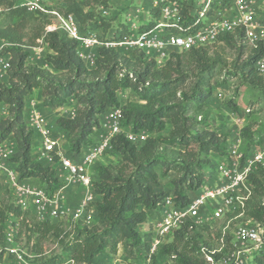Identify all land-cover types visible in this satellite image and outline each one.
Instances as JSON below:
<instances>
[{
	"label": "trees",
	"instance_id": "1",
	"mask_svg": "<svg viewBox=\"0 0 264 264\" xmlns=\"http://www.w3.org/2000/svg\"><path fill=\"white\" fill-rule=\"evenodd\" d=\"M64 1L62 12L73 13L81 31H86L84 24L93 20L97 33L107 34L113 28L110 38L99 36L102 40L115 41L130 34L123 22L114 24L101 13L86 11L82 1ZM95 1L108 6V0ZM16 2L3 0L7 9L0 12V42L5 44L2 51L10 56L7 76L0 82V104L6 106V113L0 118V143L12 141L9 161L18 178L37 180V185L43 186L48 194L61 186L52 166L58 157L54 155L52 163L42 162L33 152L39 137L27 125L26 100L36 88L41 89L43 103L50 108L65 105L70 97L75 99L74 115H59L54 121L55 133H65V155L72 160H79L93 144L94 129L103 114L116 107L122 110L125 130L144 131L147 137L141 143H133L123 133L118 134L104 155L117 153L119 162L94 163L95 177L91 185L99 200L92 201L93 224L75 220L65 229L59 221H39L29 210L3 201L0 203V242L3 243V221L12 214L19 220V226L25 228L27 239L48 235L56 238L60 251L45 256L39 264L70 261L102 264V258L116 255L121 244L126 246L123 260L130 257L135 247L143 248L147 256L154 234L152 231L142 234L139 225L148 222L153 212L161 209L166 196H171L177 205L187 204L210 180L216 160L227 153V138L218 136L210 128L213 118L207 100L212 95L214 78L222 73L225 77L237 78L253 95L250 106L264 101V73L255 66L264 54V42L250 47L243 31L236 30L220 35L213 44L221 43V52L210 45L200 46L173 52L162 65H156L141 51L101 46L97 48L94 65L88 67L77 54L78 41L62 29L45 32L50 16L27 12L22 6H14ZM151 13L157 16L158 9H151ZM41 45L46 48V67L27 62L29 48ZM225 49L232 51L231 60L223 55ZM123 89L133 90L137 99L121 102L118 93ZM235 94L227 100V105L239 113ZM240 137V152L244 155L264 141V123L257 128L243 127ZM170 171L174 175L166 190L161 178ZM248 180L252 190L244 214L246 218L262 221L264 168L255 166ZM2 189L8 190L0 177V193ZM212 223L185 222L168 235L169 241L159 244L157 251L171 258L174 264H208L204 253L213 250L212 237L220 233L211 230ZM155 254L151 255V261ZM211 255L218 261L224 251H214ZM255 255L251 264H264V248ZM1 256L2 252L0 259Z\"/></svg>",
	"mask_w": 264,
	"mask_h": 264
},
{
	"label": "built area",
	"instance_id": "2",
	"mask_svg": "<svg viewBox=\"0 0 264 264\" xmlns=\"http://www.w3.org/2000/svg\"><path fill=\"white\" fill-rule=\"evenodd\" d=\"M16 5L24 7L27 12L49 15L50 22L46 24L45 32L62 29L70 38L78 41L77 54L88 67L94 65L97 48L101 46L141 51L156 65H162L173 52L214 44L220 35L236 30L243 31L244 40L250 47L264 42V0H197L194 6L188 0H153L152 6L158 9V15L152 24L142 29H131L127 37L115 41L102 40L90 30L81 31L73 13L60 12L50 7L47 0H17ZM6 9L3 0H0V12ZM106 13V9L102 8L101 14ZM37 41L41 42V39ZM4 45L0 46V81L7 76L10 66L9 54L2 51ZM255 66L260 73H264V54ZM122 118L120 107L106 111L99 126L94 129L93 144L75 161L63 154L55 125L41 112L37 101L30 99L26 122L39 137L37 160L52 163L53 156L58 157L57 176L61 186L54 193L48 194L43 186L20 180L9 161L13 143L4 140L0 143V176L9 190L11 202L21 210H29L39 221L69 213L74 221L82 220L89 224L92 216L90 204L94 197L90 169L111 148V141L116 135L123 133L133 143H141L147 137L144 131L124 130ZM240 147L241 137L229 142L227 153L216 160L210 180L187 204L177 205L171 196L164 198L161 209L157 211L159 215L152 223L150 221L154 239L144 264H151V255L158 250L162 238L189 221L196 225L218 220H226L227 224L235 222L230 240L232 251L218 261L211 255L216 250L205 252L208 264H243L242 255L264 248V220L238 219L244 214L252 190L249 174L255 166L264 168V148L254 147L243 155ZM69 184H80L84 189L82 200L73 209L62 207L61 190ZM262 205L264 207V199ZM13 226L4 229L5 244L4 247L0 246V264H9L6 256L9 252L14 253L16 263L33 264L27 262L25 256L33 258L41 253H34L32 246L28 252L11 246L17 232Z\"/></svg>",
	"mask_w": 264,
	"mask_h": 264
},
{
	"label": "rangeland",
	"instance_id": "3",
	"mask_svg": "<svg viewBox=\"0 0 264 264\" xmlns=\"http://www.w3.org/2000/svg\"><path fill=\"white\" fill-rule=\"evenodd\" d=\"M83 2V7L86 11L92 10L94 13H101L102 7L101 4H99L95 0H80ZM48 5L56 10H60L61 12L65 8V1L64 0H47ZM147 23V22H146ZM94 21L90 20L87 23L84 24V27L87 30H90L92 33H94L98 38L101 36L102 38H110L112 36L111 33L102 34L97 33L93 27ZM211 44L212 49H217L221 52L220 47L222 46L221 43H216L215 45ZM46 50H31L29 52V56L27 59L28 63H33L42 67H46L47 64L44 61V55ZM223 55H225L228 60H231L232 58V51L229 49H225L223 52ZM3 81V80H2ZM0 81V82H2ZM222 81V82H220ZM237 93V97L235 98V101L237 102L239 106V113H235L232 111L230 106L227 105V100H229L232 96L234 97ZM118 98L121 102L129 101V100H136L137 94L130 89H123L120 90L118 93ZM253 98L252 93L250 90L244 85L239 82V80L235 77H225L224 74H220L214 78L213 81V91L210 98L207 100V104L211 110V116L213 118V123L211 124L210 128L211 130L217 134L218 136H225L230 142L231 140H234L237 137H240V131L243 127L250 125L253 128L260 127L264 123V101H258L255 102L253 105L250 106V100ZM30 99H35L38 103V107L43 112L46 117L50 110L53 112L56 117L59 115H65L67 113L75 112L76 106H75V99L73 97L68 98L67 103L63 106L65 107L64 110H61L60 107L58 108H50L47 107L43 103L42 93L40 88H36L33 90V92L29 95L27 98L26 104H28ZM62 107V106H61ZM6 110V106L4 104H0V118H2L5 114L3 111ZM54 115H51L53 117ZM166 130L170 128V125L167 124ZM125 130V129H124ZM255 148H264V141L261 144H255ZM35 150V149H34ZM33 152L35 153V151ZM63 154H66V151H63ZM120 160V155L114 152L107 153L106 155L102 156L98 161L104 162L106 164H117ZM53 168H58V162H55L52 164ZM174 173L172 171L168 172V174L165 177L161 178V182L163 183V186L167 190L170 186L169 180L173 177ZM1 177V176H0ZM2 181V178H1ZM190 195H193L191 193ZM3 201H11V195L9 193V190L2 189L0 193V203L2 204ZM246 205V204H245ZM159 215V213L153 212L151 219L149 222L142 223L139 225L138 230L144 234L148 231H152L153 227L152 224H150L156 219V217ZM15 218L12 214H8L6 218L4 219V227H10L14 225L17 228V235L13 239V243L11 246L17 247L19 250L28 252V249L30 246H32L33 252L38 253L41 255H38L37 257L28 258L25 256V259L29 263L33 264H39L44 257L56 254L60 251V248L57 244L56 238L52 235H48L47 237L43 238H37V237H31L27 239L26 232L24 227H20L19 224H15L14 219ZM238 219H246L245 214L242 215L241 218ZM72 222L69 221V224L71 225ZM234 221L230 223H226V220H218L211 225V230H219V236L214 237L211 240L212 249L216 250L217 252L224 251V255L232 251V246L230 244V241L228 243L227 238L229 237L230 240L233 236V229H234ZM13 226V227H14ZM68 229V228H67ZM214 234V233H213ZM170 237L165 236L160 240V243H164L166 241H169ZM0 244L4 245V243ZM124 247L126 248L125 244H121L119 246V250L116 255H109L106 257H103V263L106 262L109 263H115V264H144L145 259L147 256H145V251L143 248L135 247L133 249V253L128 257L127 259H122V254ZM253 253V252H252ZM252 253H245L241 256V260L243 261V264H251L252 260L254 259L255 252ZM148 254V252H147ZM146 254V255H147ZM7 256V263L9 264H22V263H16L14 261V253L9 252L6 254ZM151 259V258H150ZM66 264H76L67 262ZM151 264H174L171 260V258H168L159 251L154 255L152 258Z\"/></svg>",
	"mask_w": 264,
	"mask_h": 264
},
{
	"label": "crops",
	"instance_id": "4",
	"mask_svg": "<svg viewBox=\"0 0 264 264\" xmlns=\"http://www.w3.org/2000/svg\"><path fill=\"white\" fill-rule=\"evenodd\" d=\"M189 3L194 6L197 0H188ZM153 0H108V6L105 8L107 13L105 15L106 18L112 19L113 23L123 22L129 29V31L142 29L145 25L148 23H151L155 20L156 16L152 15L151 9H153L152 6ZM103 7V6H102ZM147 22V23H146ZM142 26V27H141ZM113 28L109 29L107 33L112 34ZM3 42H0V46L3 45ZM45 46L41 45L39 47H31L29 48V52L31 50H45ZM64 106V105H63ZM60 107L61 110H64L65 107ZM53 112L50 110V112L47 115V118L50 123L54 124L55 121V115L52 114ZM74 112H69L65 114L64 116L72 117ZM51 115H54L51 117ZM56 135L59 136V144L60 148L63 151H66L67 149V143H66V136L63 132H56ZM35 153L37 152V148H34ZM90 177L93 179L95 177V170L92 168L89 171ZM32 180V179H31ZM32 183L37 184V180H32ZM62 195V207L73 209L79 202L82 200L84 195V189L83 186L80 184H69L66 187H64L61 190ZM93 200H99V196L94 195ZM91 208V221L88 225H91L94 223L95 220V209L92 205V202L90 204ZM15 221V224H19V220L17 218H13ZM46 219H49L53 222H61L62 226L67 229L69 228L70 222H73L74 219L72 216L67 213L64 216L59 217H47ZM18 231H15L14 236H16ZM4 243V241H3ZM5 244V243H4ZM0 246L4 247L3 244ZM115 264V263H112Z\"/></svg>",
	"mask_w": 264,
	"mask_h": 264
}]
</instances>
